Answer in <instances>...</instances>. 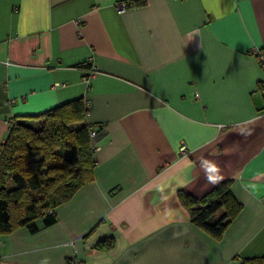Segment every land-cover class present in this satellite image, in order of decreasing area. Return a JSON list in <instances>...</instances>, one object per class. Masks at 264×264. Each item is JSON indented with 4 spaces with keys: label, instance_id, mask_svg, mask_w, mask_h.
I'll use <instances>...</instances> for the list:
<instances>
[{
    "label": "crops",
    "instance_id": "crops-1",
    "mask_svg": "<svg viewBox=\"0 0 264 264\" xmlns=\"http://www.w3.org/2000/svg\"><path fill=\"white\" fill-rule=\"evenodd\" d=\"M119 1L129 0H0V143L12 122L77 98L97 130L92 179L54 208V222L0 232V264L263 257L264 88L252 50L264 48V0L117 11ZM205 159L219 168L214 184ZM222 182L241 209L214 237L178 192L200 199ZM105 236L112 245L96 248Z\"/></svg>",
    "mask_w": 264,
    "mask_h": 264
},
{
    "label": "trees",
    "instance_id": "trees-1",
    "mask_svg": "<svg viewBox=\"0 0 264 264\" xmlns=\"http://www.w3.org/2000/svg\"><path fill=\"white\" fill-rule=\"evenodd\" d=\"M143 0H129L126 6ZM86 107L73 99L38 115L33 122L16 120L0 143V232L25 225L31 231L55 221L54 208L68 200L93 177ZM227 182L218 184L203 198L179 191L190 220L214 237H219L241 209ZM223 207V212H215ZM112 245V236L100 238L95 247ZM75 262L67 259V262ZM261 258H245L241 264H263Z\"/></svg>",
    "mask_w": 264,
    "mask_h": 264
},
{
    "label": "built area",
    "instance_id": "built-area-1",
    "mask_svg": "<svg viewBox=\"0 0 264 264\" xmlns=\"http://www.w3.org/2000/svg\"><path fill=\"white\" fill-rule=\"evenodd\" d=\"M117 6V11H122L126 7V2L125 1H119L116 4ZM252 53L255 55L257 58L259 65L261 67L262 73H263V78L261 80V87L264 88V48L262 47H256L252 50ZM93 72V67H90L89 73ZM89 137L91 140H94L97 135V130L95 128H90L89 131ZM179 151L181 154L185 155L189 152L187 149V146L185 144H181L179 147Z\"/></svg>",
    "mask_w": 264,
    "mask_h": 264
},
{
    "label": "clouds",
    "instance_id": "clouds-1",
    "mask_svg": "<svg viewBox=\"0 0 264 264\" xmlns=\"http://www.w3.org/2000/svg\"><path fill=\"white\" fill-rule=\"evenodd\" d=\"M202 167L205 170L206 178H207L209 183L214 184V183L218 182L219 179L222 178L218 175V173H219L218 166L216 164H214L213 162L205 159L202 161Z\"/></svg>",
    "mask_w": 264,
    "mask_h": 264
},
{
    "label": "rangeland",
    "instance_id": "rangeland-1",
    "mask_svg": "<svg viewBox=\"0 0 264 264\" xmlns=\"http://www.w3.org/2000/svg\"><path fill=\"white\" fill-rule=\"evenodd\" d=\"M27 122H28V123H31V122H33V120H28Z\"/></svg>",
    "mask_w": 264,
    "mask_h": 264
}]
</instances>
